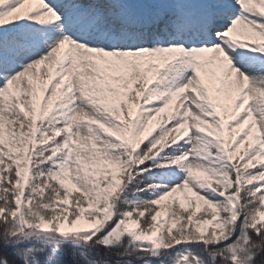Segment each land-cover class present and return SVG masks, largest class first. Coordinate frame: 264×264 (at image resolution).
Wrapping results in <instances>:
<instances>
[{
	"label": "snow or ice",
	"instance_id": "1",
	"mask_svg": "<svg viewBox=\"0 0 264 264\" xmlns=\"http://www.w3.org/2000/svg\"><path fill=\"white\" fill-rule=\"evenodd\" d=\"M0 264H264V0H0Z\"/></svg>",
	"mask_w": 264,
	"mask_h": 264
},
{
	"label": "trees",
	"instance_id": "2",
	"mask_svg": "<svg viewBox=\"0 0 264 264\" xmlns=\"http://www.w3.org/2000/svg\"><path fill=\"white\" fill-rule=\"evenodd\" d=\"M103 251V250H101ZM98 258H101V257H98ZM109 258L112 259L113 261H115L116 257L114 254H109Z\"/></svg>",
	"mask_w": 264,
	"mask_h": 264
}]
</instances>
